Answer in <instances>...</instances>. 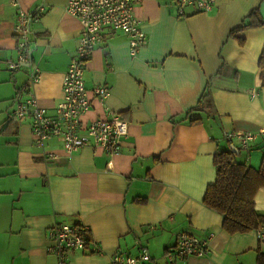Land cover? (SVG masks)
<instances>
[{"label": "crops", "instance_id": "obj_1", "mask_svg": "<svg viewBox=\"0 0 264 264\" xmlns=\"http://www.w3.org/2000/svg\"><path fill=\"white\" fill-rule=\"evenodd\" d=\"M16 1L26 12L43 9L32 25V64L40 71L32 92L53 115L81 27L65 13L66 0ZM255 9L264 22V0H215L207 13L187 6L182 14L175 0L137 5L145 46L133 56L127 37L106 29L84 73L90 107L81 125L121 116L128 132L120 150L108 155L91 146L67 154L55 137L38 145L29 117L8 119L27 68L7 65L17 57V9L0 0V264H58L46 252L47 233L57 224L88 227L104 250L70 253L67 264H109L112 254L141 251L150 257L145 264H264V237L257 229L229 235L223 216L203 203L216 179V154L231 150L253 169L264 157L258 67L264 25L231 36ZM98 85L109 90L105 101L92 93ZM205 91L209 106L193 110ZM226 133H252L255 139L241 147L237 140L227 142ZM254 205L264 214V188ZM182 233L206 241L208 253L170 258Z\"/></svg>", "mask_w": 264, "mask_h": 264}, {"label": "built area", "instance_id": "obj_2", "mask_svg": "<svg viewBox=\"0 0 264 264\" xmlns=\"http://www.w3.org/2000/svg\"><path fill=\"white\" fill-rule=\"evenodd\" d=\"M145 0H66L64 11L78 21L81 31L75 54L62 78V98L54 108V114L48 115L45 109L37 104L32 92L39 81V68L32 64L34 49L31 37L32 25L40 21L43 11L26 12L16 0L11 5L17 9L13 35L17 40V57L8 61L10 69L15 70L28 65L27 81L17 90L14 108L9 120H23L29 117L35 141L42 146L44 140L55 137L62 142L67 154L84 147H100L106 154H116L121 147V140L127 135L128 124L117 114H110L107 119H96L86 127L81 125V116L89 110L90 100L84 85V73L96 47L103 42L106 29L120 31L127 37L131 55L135 56L145 46L146 36L134 16V9ZM179 14L187 6H193L198 12L207 13L215 5V0H175ZM93 95L105 101L109 90L105 86H95ZM104 110L109 108L104 105ZM264 132V131H262ZM227 142L238 141L239 146L246 145L255 139L252 133H226ZM54 158V156H51ZM259 237H264V229L257 228ZM48 247L46 252L56 257L58 264H67L70 253H88L101 255L104 250L96 243L88 227L73 224L54 225L47 233ZM208 253V243L199 238L182 233L178 235L175 246L168 253L178 261L191 256L203 257ZM150 260L147 251L126 255L115 253L110 256L109 264H145Z\"/></svg>", "mask_w": 264, "mask_h": 264}, {"label": "trees", "instance_id": "obj_3", "mask_svg": "<svg viewBox=\"0 0 264 264\" xmlns=\"http://www.w3.org/2000/svg\"><path fill=\"white\" fill-rule=\"evenodd\" d=\"M247 23L231 31V36L245 28H256L264 25L257 9L247 16ZM242 43V40H239ZM258 67L260 70L261 86L264 87V49H262ZM208 91L200 98L195 111L203 110L209 106ZM192 120L190 123H198ZM214 165L216 179L204 195L203 203L206 207L223 216L222 228L229 234H244L264 229V214L255 210L254 198L256 193L264 188V157L258 169L246 167L236 159L233 151H224L215 155Z\"/></svg>", "mask_w": 264, "mask_h": 264}, {"label": "water", "instance_id": "obj_4", "mask_svg": "<svg viewBox=\"0 0 264 264\" xmlns=\"http://www.w3.org/2000/svg\"><path fill=\"white\" fill-rule=\"evenodd\" d=\"M22 67H25L26 68V67H28V65H23Z\"/></svg>", "mask_w": 264, "mask_h": 264}]
</instances>
